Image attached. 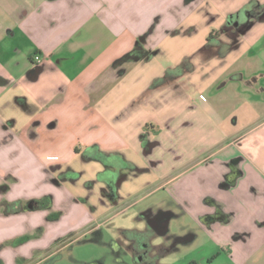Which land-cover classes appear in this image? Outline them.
Returning <instances> with one entry per match:
<instances>
[{
    "label": "crops",
    "instance_id": "obj_1",
    "mask_svg": "<svg viewBox=\"0 0 264 264\" xmlns=\"http://www.w3.org/2000/svg\"><path fill=\"white\" fill-rule=\"evenodd\" d=\"M230 102L226 117L218 108ZM163 126L158 140L171 141L152 165L144 143ZM100 156L122 161L108 169ZM131 162L148 170L137 183ZM192 173L231 190L238 210L208 192L212 208L191 217L172 189ZM115 175L129 176L119 204L98 192ZM45 197L76 202L73 226L93 217L86 230L135 209L138 229L158 222L162 259L264 264V0H0V219L36 217L45 208L28 204Z\"/></svg>",
    "mask_w": 264,
    "mask_h": 264
},
{
    "label": "rangeland",
    "instance_id": "obj_2",
    "mask_svg": "<svg viewBox=\"0 0 264 264\" xmlns=\"http://www.w3.org/2000/svg\"><path fill=\"white\" fill-rule=\"evenodd\" d=\"M160 80V82L163 83L169 81V78L164 77ZM215 92L216 91L213 89H207L204 91V94L212 101V103H215L216 105L218 102L215 101V99L218 98L219 95L215 96ZM222 94L225 95V93ZM214 96L215 98L213 99ZM218 109L221 111V113H223L224 116L229 117L234 110V103L230 102L224 107L220 106ZM162 128L168 129L167 126L158 127L157 132L153 134L151 142L145 141L144 143L146 144V148L144 150L143 156L147 160H151L152 165H155V149H160V147H158L159 145L162 147L166 144H170L171 141L170 137L162 138L163 141L161 142L158 140V136L161 133ZM161 154H163L164 157L171 155L170 149H168V151L163 150ZM176 156H178L177 160L182 159V155L176 154ZM131 164L133 166L131 172L132 182L137 183L138 179H140L142 175L146 174L148 170H144L132 162ZM76 174V178L72 174L66 175L67 181H71L73 183L77 181V178L80 176V174ZM128 177V175L121 176L119 185L127 180ZM183 179L184 181L179 183V185H177L175 189L173 188L172 190L177 199L180 200L182 204H185L187 208H189V215L191 217L194 218L191 211H194L195 209H203L204 207L212 208L210 204L206 203L204 205L201 201V197L208 195V192H213V197L219 201V204L232 207L233 211L238 210V206H236L233 200L234 198H232L234 193L232 194L231 190L220 191L217 187L212 186L206 178L194 173L188 175L186 178L184 177ZM189 179L193 180L190 181ZM83 186L84 188L91 190L96 187V183L94 181L87 180ZM18 189L22 190L24 193L30 190L37 191L36 187L28 188L24 186L21 188L20 185L18 186ZM20 190H18V192ZM101 191L102 188L98 189L100 196L103 197ZM121 192L125 193L124 190ZM155 196L156 194L154 195L151 193L147 196V198ZM118 197H120V193H118L117 190L114 195V201L117 204H119ZM229 201L232 203V205L229 204ZM28 202L29 201H21L19 208H23L28 204ZM75 204L77 203L69 202L64 199H56V201L52 203L47 209L42 210L38 207L36 211H42L39 212L40 214L37 213L36 217L33 216L35 215L34 213L26 212L25 215L12 220L3 219L2 221V219H0V222H4L5 225L4 228H2V234H0V264H119L116 262L117 256L113 252L110 243L113 241V239L117 238L118 232L123 229L133 230L141 228V223L136 221V210H123V208H115V210L107 216L98 217V222H102L101 227H99L102 233L101 235V233H86L87 228L84 227L93 221V217L91 218V215L89 216L90 218L88 217L89 220L85 225L83 224L78 227L73 226L76 215L71 216V214L72 208ZM4 207L5 204L0 206L1 213H4ZM52 211H62L63 215L61 218H58V215L49 216L50 213H53ZM184 218L186 217H183V219ZM234 219V217L231 218L230 222L226 226L233 227L232 223ZM10 222L15 224L6 226ZM205 223V227H213V222ZM192 225H198L197 227L202 226L201 223H198L197 219H194ZM201 230L206 231V229L203 228ZM210 230H213V228H210ZM239 233L240 232H234L232 234L231 232V235L233 237H237L238 235L240 236ZM223 234L225 239H227L230 233L227 231ZM241 240L238 241L240 242ZM216 243L217 242L214 239H211L209 247L215 249ZM49 247L51 248L49 249ZM208 251L211 250L206 249L198 253L195 257L199 259L201 258V255H204V252L207 253ZM48 255L54 256V258L50 259L49 261H42V259L48 257ZM123 255V258L125 257V262H122L123 264H133V259L131 256L125 254ZM190 257L192 256L187 258L190 259ZM188 259H173L167 257L163 258L162 261L165 264H191ZM222 261L224 262L223 259ZM223 262L221 263L223 264ZM199 264H207L205 258L199 259Z\"/></svg>",
    "mask_w": 264,
    "mask_h": 264
},
{
    "label": "flooded vegetation",
    "instance_id": "obj_3",
    "mask_svg": "<svg viewBox=\"0 0 264 264\" xmlns=\"http://www.w3.org/2000/svg\"><path fill=\"white\" fill-rule=\"evenodd\" d=\"M119 180V177H117V183ZM117 183L115 185L114 183L112 185L108 182L105 183V186L101 191L102 196L113 200L115 192L119 188ZM51 203L52 198L45 197L44 199H34L29 202L28 205L34 207V210L36 211L38 207L41 209L49 208ZM158 225V222L155 221L154 223L146 225L143 229H123L119 231L117 238L113 239L110 243L113 252L117 256L116 262L123 264L122 262H125L123 254H125L132 257L133 264H162L161 260L166 248L164 246V238L161 236L162 232ZM86 233L98 234L101 233V231L99 228L93 227L88 229ZM50 248L51 247H49V249ZM50 255L42 259V261H49L54 258V256Z\"/></svg>",
    "mask_w": 264,
    "mask_h": 264
},
{
    "label": "trees",
    "instance_id": "obj_4",
    "mask_svg": "<svg viewBox=\"0 0 264 264\" xmlns=\"http://www.w3.org/2000/svg\"><path fill=\"white\" fill-rule=\"evenodd\" d=\"M245 11V10H244ZM231 19H233V17L231 18ZM213 36V32H211L210 33V36L209 37H212ZM154 126L153 125H147L146 127H145V129H151V128H153ZM100 159L103 161V163L108 167V169H109V167H110V165L112 164V159H115L116 161H120L121 160V158L120 157H118V156H113V157H106V156H100ZM122 161V160H121ZM102 176H103V178H105V174H101ZM108 181V183L110 184V185H112L113 183H114V185L117 183V177H116V175L114 176V179L112 180V179H110V180H106V182ZM17 211H20V209L19 210H17ZM17 211H11L10 209H7V210H5V212H6V214H11V213H16Z\"/></svg>",
    "mask_w": 264,
    "mask_h": 264
},
{
    "label": "built area",
    "instance_id": "obj_5",
    "mask_svg": "<svg viewBox=\"0 0 264 264\" xmlns=\"http://www.w3.org/2000/svg\"><path fill=\"white\" fill-rule=\"evenodd\" d=\"M35 61H36V62H41V61H42V58H41L40 56H36V57H35Z\"/></svg>",
    "mask_w": 264,
    "mask_h": 264
},
{
    "label": "water",
    "instance_id": "obj_6",
    "mask_svg": "<svg viewBox=\"0 0 264 264\" xmlns=\"http://www.w3.org/2000/svg\"><path fill=\"white\" fill-rule=\"evenodd\" d=\"M32 208V207H31Z\"/></svg>",
    "mask_w": 264,
    "mask_h": 264
}]
</instances>
